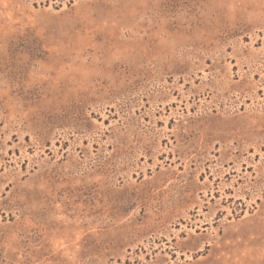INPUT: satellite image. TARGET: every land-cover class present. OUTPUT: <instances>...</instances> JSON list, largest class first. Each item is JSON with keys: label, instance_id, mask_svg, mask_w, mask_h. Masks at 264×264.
<instances>
[{"label": "rangeland", "instance_id": "1", "mask_svg": "<svg viewBox=\"0 0 264 264\" xmlns=\"http://www.w3.org/2000/svg\"><path fill=\"white\" fill-rule=\"evenodd\" d=\"M0 264H264V0H0Z\"/></svg>", "mask_w": 264, "mask_h": 264}]
</instances>
